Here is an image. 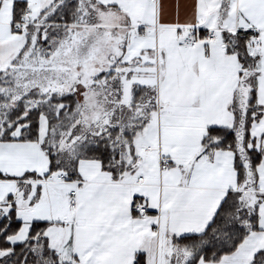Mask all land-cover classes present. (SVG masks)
Segmentation results:
<instances>
[{
    "label": "snow or ice",
    "instance_id": "1",
    "mask_svg": "<svg viewBox=\"0 0 264 264\" xmlns=\"http://www.w3.org/2000/svg\"><path fill=\"white\" fill-rule=\"evenodd\" d=\"M0 264H264V0H0Z\"/></svg>",
    "mask_w": 264,
    "mask_h": 264
}]
</instances>
